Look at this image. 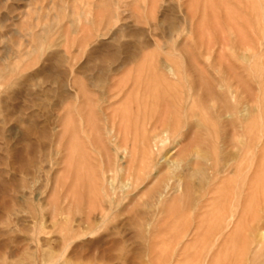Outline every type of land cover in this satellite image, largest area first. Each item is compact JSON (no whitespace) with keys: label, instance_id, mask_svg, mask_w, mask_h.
Returning <instances> with one entry per match:
<instances>
[{"label":"rangeland","instance_id":"1","mask_svg":"<svg viewBox=\"0 0 264 264\" xmlns=\"http://www.w3.org/2000/svg\"><path fill=\"white\" fill-rule=\"evenodd\" d=\"M263 237L264 0H0V264H264Z\"/></svg>","mask_w":264,"mask_h":264},{"label":"bare ground","instance_id":"2","mask_svg":"<svg viewBox=\"0 0 264 264\" xmlns=\"http://www.w3.org/2000/svg\"><path fill=\"white\" fill-rule=\"evenodd\" d=\"M172 26H173V25H172ZM172 26H171V27H172ZM167 66H168V65H167ZM165 70H166L165 72H167V73L169 74L170 77H173V79H176V76H178V74H176L177 71H176V73H175L174 68L167 67ZM179 76H180V74H179ZM181 85H182V84H181ZM195 92H196V91H195ZM195 92H194V93H195ZM196 94H197V93H196ZM167 95H168V94H167ZM207 95L212 97V91H211L210 88H208ZM164 96H165V94H164ZM192 96H193V95H192ZM189 108H190V107H189ZM244 113H245V112H244ZM242 118H243V117H242ZM232 128H234V127H232ZM243 128H244V136H246V137H250V136H251V137H252V135H255V134H254V127H243ZM252 128H253V129H252ZM234 131H235V130H234ZM235 132H236V131H235ZM163 133H164V132H163ZM224 133H225V132H224ZM215 135H216V134H215ZM150 136H151V135H150ZM233 136H234V135H233ZM251 137H250V138H251ZM233 138H234V137H233ZM253 138H254V137H253ZM209 139H210V138H209ZM255 139H256V143L258 144V143H259V141H258L259 138H258L257 135L255 136ZM207 142H208V141H207ZM232 142H233V141H232ZM211 143H212V142H211ZM262 144H263V143H262ZM252 147H253V146H252ZM222 148H223V147H222ZM156 149H157V148H156ZM184 149H185V148H184ZM207 150H208V149H207ZM233 153H235V152H233ZM196 154H197V153H196ZM252 154H253V153H252ZM202 155H204L203 152H202ZM195 158H196V157H195ZM262 158H263V157H262ZM195 160H197V159H195ZM245 160H246V159H245ZM231 162H232V161H231ZM232 163H233V162H232ZM169 164H170V163H169ZM211 165H212V164H211ZM225 166H226V165H225ZM211 173H212V172H211ZM256 173H257V172H256ZM231 176H232V175H231ZM179 181H180V183H178V185L181 184V179H180ZM230 182H231V181H230ZM232 182H233V181H232ZM176 183H177V182H176ZM206 183H207V182H206ZM240 183H241V181H240ZM240 183L238 182L237 185H240ZM247 183H248V182H247ZM207 185H208V184H207ZM231 185H232V184H231ZM231 185H230V186H231ZM179 186H180V185H179ZM220 186H221V185H220ZM245 186H246V181H245V183H243V184H241V185L239 186V187L241 188V192H242V190L245 188ZM248 186H249V185H248ZM251 186H252V185H251ZM232 187H233V186H232ZM234 187H235V186H234ZM235 188L237 189V187H235ZM240 188H239V190H240ZM247 188H248V187H247ZM247 188H245V190H247ZM180 189H181V188H180ZM201 189H202V188H201ZM232 189H234V188H232ZM236 189H235V190H236ZM177 190H178V188H177ZM249 190H250V189H249ZM221 191H222V190H221ZM233 191H234V190H233ZM233 191H232V193H233ZM236 191H237V190H236ZM215 192H216V191H215ZM234 192H235V191H234ZM245 192H246V191H245ZM217 193H218V192H217ZM239 193H240V191H239ZM239 193H238V194H239ZM243 193H244V192H243ZM235 194H236V192H235ZM240 194H241V193H240ZM245 194H246V193H245ZM162 196H163V195H162ZM228 196H229V195H228ZM228 196H227V200H226V201H229ZM236 196H237V194H236ZM163 197H164V196H163ZM198 198H199V197H198ZM204 198H205V197L201 198V200L199 201V203H203ZM231 198H232V195H231ZM231 198H230V201L234 198V196H233L232 199H231ZM236 198H237V197H236ZM245 198H247V197H245ZM161 199H162V198H161ZM161 199H160V200H161ZM221 199H222V198H221ZM206 201H207V200H206ZM226 201H225V202H226ZM233 201H234V203H235L236 199L234 198ZM233 201H232V202H233ZM244 201H245V200H244ZM158 202H159V201H158ZM160 202H161V201H160ZM245 202H246V201H245ZM245 202H243L242 197H239V198H238V201H237L236 203H237V205L240 207L241 204H242V203H245ZM251 202H252V201H251ZM211 203H213V202H211ZM214 203H215V202H214ZM217 203H218V202H217ZM226 203H228V202H226ZM192 204H193V203H192ZM231 204H232V203H231ZM226 205H228V204H226ZM192 206H193V205H192ZM229 206H230V204H229ZM229 206H228V207H229ZM232 206H234V204H232L229 208H234V207H235V206H234V207H232ZM242 206H243V205H242ZM224 207H225V206H224ZM226 207H227V206H226ZM226 207H225V208H226ZM197 208H198V206H197ZM225 208H223V212L227 210V209L224 210ZM229 208H228V209H229ZM236 208H238V207L236 206ZM236 208H235V209H236ZM239 209H240V208H239ZM241 209H242V208H241ZM244 209H245V208H244ZM244 209H243L242 212H245ZM233 210H234V209H233ZM233 210L231 209V211H233ZM231 211L228 210V211L224 212V213H226V214H224V213L222 214V212H221L220 215H219V213H218V215H219V216L222 215L223 218H222V220H221V218L219 217L221 221H218L217 219H215V223H216V220H217L216 225H218L219 222L223 224V221H224L225 223H228V225H231V224L235 221V219H236V217H237L236 214L239 213V212H238V209H237V211L234 212V213H231ZM251 211H252V210H251ZM241 214H242V213H241ZM218 215H217V216H218ZM239 215H240V214H239ZM240 216H241V215H240ZM240 216H239V217H240ZM215 217H216V216H215ZM242 218H244V216H243ZM247 218H248V217H247ZM262 218H263V217H262ZM204 220H205V219H204ZM238 223H239V222L237 221V224H238ZM226 225H227V224H226ZM228 225H227V226H228ZM235 225H236V224H235ZM235 225H234V226H235ZM218 226H219V225H218ZM218 226H216V227L219 228V227L221 226V224H220L219 227H218ZM227 226H226V227H227ZM211 227H212V226H211ZM223 227H224V226H223ZM228 227H229V226H228ZM214 228H215V227H214ZM229 228H230V227H229ZM244 228H245V227H244ZM220 229H221V227H220L218 230H220ZM223 229H224V228H223ZM215 230H216V229H215ZM226 230H228V229H226ZM216 231H217V230H216ZM221 231H222V230H221ZM224 231H225V230H224ZM224 231H223V232H224ZM241 232H242V231H241ZM243 232H244V229H243ZM224 233H225V232H224ZM219 234H220V233H219ZM221 234H222V233H221ZM221 234H220L219 236H221ZM230 234H231V233H230ZM258 234H259V233H258ZM233 235H234V234H233ZM259 235H260V234H259ZM237 236H238V235H237ZM254 236H255V235H254ZM233 237H234V236H233ZM233 237H232V239L234 240ZM239 237H240V236H239ZM263 238H264V237H263ZM240 241H241V240H240ZM230 244H231V243H230ZM236 244H237V243H236ZM258 246H259V245H258ZM254 253H255V252H254ZM257 253H258V252H257Z\"/></svg>","mask_w":264,"mask_h":264}]
</instances>
